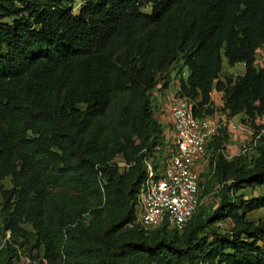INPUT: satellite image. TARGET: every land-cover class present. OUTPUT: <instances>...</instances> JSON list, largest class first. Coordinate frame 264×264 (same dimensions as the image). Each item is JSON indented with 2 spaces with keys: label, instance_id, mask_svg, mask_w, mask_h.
<instances>
[{
  "label": "trees",
  "instance_id": "trees-1",
  "mask_svg": "<svg viewBox=\"0 0 264 264\" xmlns=\"http://www.w3.org/2000/svg\"><path fill=\"white\" fill-rule=\"evenodd\" d=\"M263 45L264 0H0V181L12 184L0 187L4 235L38 264H264V136L231 160L214 156L226 131L210 141L215 168L201 183L213 201L182 231L135 222L142 159L168 145L150 103L158 74L181 58L188 75L175 97L213 114L211 93L222 92V112L259 129ZM224 59L244 73L221 80ZM118 157L134 165L120 169ZM225 222L209 239L204 230ZM18 262L5 244L0 264Z\"/></svg>",
  "mask_w": 264,
  "mask_h": 264
},
{
  "label": "built area",
  "instance_id": "built-area-1",
  "mask_svg": "<svg viewBox=\"0 0 264 264\" xmlns=\"http://www.w3.org/2000/svg\"><path fill=\"white\" fill-rule=\"evenodd\" d=\"M198 110V99L173 97L167 106L168 117L164 122L168 141L166 150L161 156L156 152L152 162L149 160L152 155H144L142 159L143 174L137 192L139 217L135 222L147 231L161 227L182 231L188 224L205 197L201 174L205 169L211 174L215 168L209 143L221 131H226L227 136L235 134L242 141L236 151L230 149L228 138L215 150L214 156L219 155L226 160L239 155L251 156L264 136V127L255 129L231 120L220 111L199 115ZM260 120L264 117L255 121L259 127L264 124L259 123ZM113 163L120 169L134 165V162H126L119 157ZM7 243L15 248L19 264L45 263L42 257L32 258L24 253L12 242L9 231L5 232L0 249Z\"/></svg>",
  "mask_w": 264,
  "mask_h": 264
},
{
  "label": "rangeland",
  "instance_id": "rangeland-1",
  "mask_svg": "<svg viewBox=\"0 0 264 264\" xmlns=\"http://www.w3.org/2000/svg\"><path fill=\"white\" fill-rule=\"evenodd\" d=\"M76 11H78V3L75 4ZM145 12H148V9H144ZM6 22H11V19H6ZM254 65L256 68L264 66V45L262 48L258 49L256 51L255 55V62ZM244 73V66L242 63H237L233 66H230L227 64L226 60H223V66H222V71L219 75V78L221 80H224L225 78H230L234 80L238 76L242 75ZM188 75V70L187 68L183 65V60L179 58L176 60L174 63H172L164 72H161L157 76V85L156 87L150 92V103L153 107V113L154 117H156L163 125L164 129L166 128L165 121H167V106L171 102L172 98L175 97V95H180L179 93V81L180 79L186 80V77ZM164 84L166 86H164ZM212 102L217 109V111L222 112V96L221 94H215L212 93ZM79 108L84 109L85 105L79 104ZM230 119L233 121H239L245 124L248 123V118L244 113H237L235 115H231ZM261 121V122H260ZM259 123H264V120H260ZM264 125V124H262ZM228 141L227 144L230 145V149L232 151H236V148L241 145L242 141L240 140L239 136L230 134L227 136ZM236 137V138H235ZM153 157H149L150 162L153 161V159L156 156V152L152 154ZM205 172L203 173H206ZM11 179L10 177L4 178L2 181H0V187L4 189H9L11 188ZM210 187V185H209ZM244 193L247 194L249 197H253V195L258 194V190H251L248 193L245 191ZM213 195H206L203 199V204L208 205L213 201ZM215 200V198H214ZM1 202V198H0ZM136 217H139L138 213V208L136 209ZM250 219L256 221L258 219L262 218V214L258 212H254L252 214H249ZM91 219L90 215H85L84 220L86 223H89ZM23 227L27 230L33 233V230L29 224H23ZM106 227V221L104 220L103 216H100L96 219V221L93 220L92 226H90V230L93 232L94 235H99L101 230ZM230 224L228 222L225 223H216L212 225V227H207L204 231L205 233L209 236V239L211 238V234L213 231L223 233L224 231H227L230 229ZM4 231L2 230V223H1V218H0V244L4 238ZM184 232L178 233L179 235H182ZM34 241V238L30 240V242L27 244L29 250V247H31V244ZM260 245L264 246V239L260 242ZM30 251V250H29ZM34 252V251H33Z\"/></svg>",
  "mask_w": 264,
  "mask_h": 264
},
{
  "label": "crops",
  "instance_id": "crops-1",
  "mask_svg": "<svg viewBox=\"0 0 264 264\" xmlns=\"http://www.w3.org/2000/svg\"><path fill=\"white\" fill-rule=\"evenodd\" d=\"M212 93H215V94H221V96L223 95L222 92H217V91H215V90H213ZM212 93H211V97H212Z\"/></svg>",
  "mask_w": 264,
  "mask_h": 264
}]
</instances>
